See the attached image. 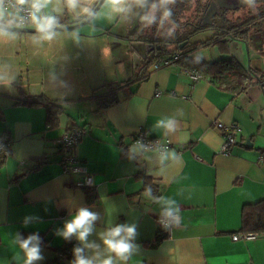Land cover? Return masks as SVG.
Listing matches in <instances>:
<instances>
[{
    "label": "crops",
    "instance_id": "obj_1",
    "mask_svg": "<svg viewBox=\"0 0 264 264\" xmlns=\"http://www.w3.org/2000/svg\"><path fill=\"white\" fill-rule=\"evenodd\" d=\"M4 2L0 0V22L16 26L15 15ZM39 2L41 13L55 17L57 25H71L87 17L84 6L94 9L99 0H81L75 10L67 7L66 0ZM192 2L190 10H177L181 24L205 12ZM262 22L264 17L240 26L248 28L247 40L230 33L223 36L229 52L215 46L204 55L201 47L189 55L201 56L207 63L234 57L244 65L243 73L207 75L194 82L186 66L173 60L175 55H166L141 79L137 74L146 53L140 63L132 60L129 75L114 76L93 89L103 88L101 93L81 97H69L62 79L30 72L64 64L70 50L94 51L97 38L110 36V31L102 33L104 27L91 21L74 32L54 31L49 40L43 33L0 28L1 62L17 57L15 66L21 73L25 66L29 74L0 75V138L11 141L9 154L0 158V264H23V259L13 260L18 247L10 241L17 232H38L48 242L41 244L44 259L35 264L55 260L58 249L74 243L83 247L75 236L65 240L55 234L80 207L99 214L88 240L100 245V259L109 255L101 233L122 223L137 225L133 242L138 250L127 262L115 259V264H264V233L256 239H233L243 234L244 206L264 199V78L252 71L264 75V26L259 28L262 38L257 29ZM253 38L255 52L250 47ZM12 45H17L14 57L9 52ZM237 85L245 89H234ZM111 95L119 101L99 105V98ZM50 104L62 108L52 123ZM166 118L176 121L175 131L155 126ZM219 121L238 126V143L229 154L221 152L224 139L215 126ZM74 127L86 130L74 155L93 175L92 189L77 186L83 173L63 171L67 153L58 141ZM141 130L150 138L170 140L172 146L165 153L142 149L134 143ZM169 208H178L181 216L170 236L158 221ZM29 215L39 219L25 227L23 219ZM159 235L166 236L157 242ZM95 251L85 249V256L92 257Z\"/></svg>",
    "mask_w": 264,
    "mask_h": 264
},
{
    "label": "rangeland",
    "instance_id": "obj_2",
    "mask_svg": "<svg viewBox=\"0 0 264 264\" xmlns=\"http://www.w3.org/2000/svg\"><path fill=\"white\" fill-rule=\"evenodd\" d=\"M234 1L236 0H227L229 4H233ZM257 5V10L255 11H252L249 7H240L239 9L233 10L230 9L227 11V16L231 18L232 22L239 23L240 20H246V18H249L251 16L250 13L258 14L261 6H263L264 9V0H258ZM127 6L129 8L128 12L115 14L111 12L110 6H108L105 2L102 4L101 8L97 12V15L92 21L93 23L97 22L99 25L104 27L101 32L110 31L108 33L111 35H102L101 37H98V45L94 51L87 49L76 53L73 50H70L67 52L69 55L66 54L67 57L65 58L64 64L57 62L56 65L52 66V68L47 71L48 73L41 70H33L30 72V76H55V78L62 79L64 92L67 95H71L69 97H81L83 95L101 93L103 88L93 89L98 88L103 83L111 80L114 76L129 75V67L132 68V60L135 59V63H140V59L145 57L147 53V47L142 42L129 40L128 37L138 30H142L141 33L143 35L149 34L151 30L150 27L144 26L139 19L141 9H137V0H127ZM179 24L181 23L179 22ZM260 26L263 27L264 22L260 23L257 27L259 31L258 33L261 35L260 38H262L263 30H259ZM84 27L85 25L82 26V28ZM168 28L169 25H166L165 23L164 27L160 30V35L163 37H166V35L171 37L172 35L168 34ZM217 34L218 31L214 29L201 31L193 35L196 37L191 41V43L194 42L193 44H196L207 42L208 40L214 38ZM254 34L255 33H252V35ZM178 35H181V33ZM254 42H256V40L253 38L250 43V47H252V49L254 47ZM14 45L9 47V52L12 57L16 55L15 48H17V45ZM175 45L176 44L172 43L168 46L172 48ZM247 45L245 44V49L248 53ZM13 46L14 48H12ZM233 46L234 45L231 43L230 49H232ZM6 47L8 46L3 47V49H6ZM212 47L214 48L215 45L203 46L205 49L202 53L204 55L211 54L212 51L209 48ZM252 51L255 52L254 49ZM232 52H234V49ZM16 58L12 60H4V62H1L2 59H0L1 76H29L25 66H23L22 73L18 70V66H15L17 61L14 60H16ZM246 67L248 70L251 69L248 56Z\"/></svg>",
    "mask_w": 264,
    "mask_h": 264
},
{
    "label": "clouds",
    "instance_id": "obj_3",
    "mask_svg": "<svg viewBox=\"0 0 264 264\" xmlns=\"http://www.w3.org/2000/svg\"><path fill=\"white\" fill-rule=\"evenodd\" d=\"M21 4L26 0H19ZM105 3L110 6V10L115 14H122L129 11L127 6V0H105ZM176 0H137V5L141 9L139 16L140 21L146 27L156 25V27L163 28L165 23L171 25L168 28V34L172 35L175 28L178 27L176 21L172 19L173 11L169 4L174 5ZM240 4H247L253 11L257 8V0H239ZM67 7L70 10H75L81 4V0H66ZM42 4L39 0H36L32 4V8L35 10L33 16L35 17L34 23L38 32L44 34L45 39L51 40L55 35L54 29L58 23L57 19L53 16L39 17L35 16L36 12H39ZM84 14L91 18L95 17L97 13L89 6L83 7ZM159 13V15H158ZM201 59V56H197V62ZM156 127H163L168 131H175L176 121L172 118L160 119L156 122ZM151 190H148L150 195ZM179 209H166L162 214L168 217H173L174 212H178ZM37 216H25L23 219V225L27 227L32 221L38 220ZM99 219V214L90 211L86 207H80L75 215L70 220L65 222L62 229L56 230L55 234L70 240L75 236L83 245V247H75L74 254L75 260L72 264H115V259L127 262L133 255L134 250H138V246L133 242L137 235V225L135 223L128 224L122 223L115 227H109L105 232L101 233V239L103 245L109 255L100 259V245L95 242H89L88 237L94 231V223ZM10 244L12 247H18V251L15 252L13 260L19 262L23 259V264H35V262L44 259L42 255V238L39 233L29 234L26 238L19 232L12 236ZM85 249H93L95 255L92 257H86L84 255ZM22 254V255H21ZM114 254V255H113Z\"/></svg>",
    "mask_w": 264,
    "mask_h": 264
},
{
    "label": "trees",
    "instance_id": "obj_4",
    "mask_svg": "<svg viewBox=\"0 0 264 264\" xmlns=\"http://www.w3.org/2000/svg\"><path fill=\"white\" fill-rule=\"evenodd\" d=\"M194 5H197L198 10L200 11H205L206 10V4L209 0H176V3L174 5H170V8L172 11L174 9H178L180 11H185V10H190L192 8L193 2ZM258 1V0H257ZM96 7V6H95ZM260 8V7H259ZM179 13V12H178ZM218 18L220 19L219 21V30L221 33L215 35L214 38L211 40H208L207 42H202V43H196V44H191L189 42H186L182 47L177 46L174 49H169L165 44H163L162 47L158 48H153L150 49L149 52L147 53V56L144 60V63L137 74V77H142L141 79H146L147 76L149 75V70L155 63L162 58L163 56L166 55H172V54H177L180 53L181 59L180 63L183 66L189 67V68H195L207 75H211V77H222L225 75H229L232 73H243L245 71L244 65L239 62L237 59L234 57L229 58V59H224V60H219L215 61L212 63H207L204 61L202 58L197 62V56H189L193 51L207 45H215L219 46V48L225 52H229V48L227 46V40L223 38L227 33L231 34V37H235L237 39L241 40H247L248 38V28H245L246 30H240V26H245L247 23L255 21L257 18H263L264 17V9L263 6L260 8V12L256 15L250 16L249 18H246V20H240L239 23L232 22L231 19L226 18L222 12H220L218 15ZM174 17V16H173ZM172 17V18H173ZM87 18V17H86ZM176 18V17H175ZM83 18L82 20H84ZM81 20V21H82ZM67 24V23H65ZM185 26L187 25L186 22L184 24ZM211 28V27H210ZM206 29H209V27H200L196 30H194L191 35H195L201 31H204ZM188 35V34H186ZM185 35V36H186ZM138 36V34H131L128 38L129 40H134V38ZM222 38V39H221ZM184 40H188V37ZM257 76H259L260 80H263L264 75L261 76L258 71L252 70ZM109 87H113V85H110ZM238 90H243L245 89L244 86L237 85L236 88ZM99 105L102 107H107L110 106L114 103H117L119 99L114 96H107V97H102L99 98ZM62 113V108L58 105L55 104H50L49 106V123H52L53 117L59 115ZM0 139H3L6 141L7 144H10L11 146V141L2 136ZM10 146H8V151ZM4 157H0L1 159H4ZM92 189V188H88ZM240 232L242 233H256V234H263L264 233V199L260 200L259 202L252 203V204H247L243 208V214H242V226L240 228ZM25 238L32 233H27L23 232L21 233ZM40 237L42 238V244L48 245V242L45 240L44 235L39 234ZM166 235H159L157 237V242H160V240L163 239ZM72 246H67L61 249H58V257L47 263V264H60L61 259L60 255L65 256V261H70V264H72V261L75 260V255H70L69 250L72 249ZM85 255V252H84ZM66 264V262H65Z\"/></svg>",
    "mask_w": 264,
    "mask_h": 264
},
{
    "label": "built area",
    "instance_id": "obj_5",
    "mask_svg": "<svg viewBox=\"0 0 264 264\" xmlns=\"http://www.w3.org/2000/svg\"><path fill=\"white\" fill-rule=\"evenodd\" d=\"M35 1L26 0L25 3L21 4L19 0H5L4 6L5 8L11 10L15 15V25L18 27H31L36 28V24L34 23L35 17L33 16V12L35 11L32 8V4ZM35 16L44 17L45 15L41 13V9L39 12L35 13ZM181 55L174 56L173 60L181 59ZM189 77L194 81H200L207 77V74L195 69V68H185ZM160 94V93H159ZM158 94V95H159ZM215 126L222 132L223 135V146L221 148V152L224 154H229L232 148L238 143L236 137V131L238 126L236 124H225L223 122H215ZM86 135V130L82 127H74L67 133H65L58 141L59 145L66 151L67 155L64 158L62 163L63 171L66 174H73V173H83L84 180L77 183L79 187L85 188H93L95 187V181L93 175L87 170L86 166L79 163L77 158L74 155V149L76 145L79 143L81 138ZM134 143L140 146L144 150H156L161 153H165L167 150L170 149L172 143L170 140L162 141L156 138L148 137L144 131H139L135 137ZM8 146L5 140L0 139V157L7 156L9 154ZM263 158V157H261ZM161 227L166 230L168 236L172 234L174 228L181 224V216L178 212H174L173 217H168L162 215L158 219ZM261 234L256 233H243V234H235L233 236L234 240L239 239H256ZM80 247L77 243H74L72 249L69 250L70 255L74 254V248ZM61 263L65 264V256L60 255Z\"/></svg>",
    "mask_w": 264,
    "mask_h": 264
},
{
    "label": "flooded vegetation",
    "instance_id": "obj_6",
    "mask_svg": "<svg viewBox=\"0 0 264 264\" xmlns=\"http://www.w3.org/2000/svg\"><path fill=\"white\" fill-rule=\"evenodd\" d=\"M239 3V0H236V1H234V4H238ZM170 5L171 4H169L168 5V7H170ZM242 7H249L247 4H246V6H242ZM239 9V8H238ZM177 10L178 9H174L173 10V20H175L176 21V24L178 25V27H176L175 28V31H174V33L172 34V36L170 37V36H168V35H166V37H163V36H161L160 35V30L162 29V28H157L156 27V25H153V26H151L150 27V30H151V32L149 33V34H147V35H143L141 32H142V30H138L137 32H135V33H133V34H138V36H136L135 38H134V40L133 41H138V42H142V43H144L145 45H146V47H147V53L149 52V50L150 49H153V48H156V47H158V48H160V47H162L163 46V44H165L166 46H168L169 44H172V43H174V44H176L175 46L177 47V46H179V47H182V44L183 43H186V42H189V39L192 37H189L190 35H191V33L194 31V30H196V29H198V28H200V27H209V29H214V30H217L218 31V34L219 33H221V31L219 30V27H218V24H219V21L218 20H220L219 18H218V14L220 13V12H222L223 13V15L226 17V18H228V19H230L228 16H227V11L228 10H226L225 8H223V9H220L219 11H218V13L212 18V22H210L209 21V19L207 18V17H205L202 21H201V16L202 15H200V16H197V17H195L194 19H189L187 22H186V26L184 25V24H179V20L177 19V16H178V13H177ZM256 10H257V8H256ZM253 11V10H252ZM158 15H159V13H158ZM250 15L251 16H253V15H255V14H252V13H250ZM257 15V14H256ZM176 17V18H175ZM166 25H169V27H171V25L170 24H168L167 22H166ZM185 26V27H184ZM211 27V28H210ZM183 28H185L186 29V33H184V34H181V35H178L179 34V31H181ZM191 29V30H190ZM184 30V29H183ZM207 30V29H206ZM186 34H188V35H186ZM186 35V36H185ZM180 36L182 37V38H180ZM188 37V40L186 41V40H184V39H186ZM222 39V38H221ZM175 47V48H176ZM174 49V48H173ZM172 55H180V53H177V54H172Z\"/></svg>",
    "mask_w": 264,
    "mask_h": 264
},
{
    "label": "water",
    "instance_id": "obj_7",
    "mask_svg": "<svg viewBox=\"0 0 264 264\" xmlns=\"http://www.w3.org/2000/svg\"><path fill=\"white\" fill-rule=\"evenodd\" d=\"M105 2V0H99L96 7L94 8L95 12L97 13L98 10L101 8L102 4ZM242 6H246V4H229L227 0H209L206 4V10L201 16V21L207 17L210 22H212V18L218 13L220 9L225 8L226 10L230 9H238ZM94 17H87L84 20L71 24V25H56L54 31H71L74 32L80 27L90 23L93 20ZM0 28L6 31L10 32H19V33H40L37 31L36 28L31 27H18V26H11L4 24L3 22H0ZM229 36H231L229 34Z\"/></svg>",
    "mask_w": 264,
    "mask_h": 264
}]
</instances>
